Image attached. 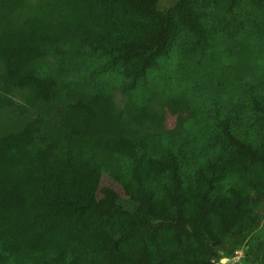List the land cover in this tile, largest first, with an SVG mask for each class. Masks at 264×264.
I'll return each instance as SVG.
<instances>
[{"label": "trees", "instance_id": "16d2710c", "mask_svg": "<svg viewBox=\"0 0 264 264\" xmlns=\"http://www.w3.org/2000/svg\"><path fill=\"white\" fill-rule=\"evenodd\" d=\"M163 1L0 0V264H264V0ZM173 54L228 111L134 95Z\"/></svg>", "mask_w": 264, "mask_h": 264}, {"label": "rangeland", "instance_id": "374dc122", "mask_svg": "<svg viewBox=\"0 0 264 264\" xmlns=\"http://www.w3.org/2000/svg\"><path fill=\"white\" fill-rule=\"evenodd\" d=\"M176 0H164L161 6L169 5ZM86 58L82 60L79 65H74L69 69V74L72 79L79 77H88L93 83L102 85L111 91L115 96L117 103L124 106L129 98L124 94L122 81L116 80L107 72L101 65V61L93 55H85ZM204 63V62H203ZM196 60L179 54H173L169 58L163 59L160 66L152 71L144 87L135 92V96L144 100L150 97V93L154 92L159 97H185L192 101L193 106L200 107L202 114L199 117H205L206 113H211V110L220 109L221 111H228L229 107L234 103L237 96L231 90L232 86L227 81L223 80V84H219V72H216V77L211 76L206 71V65ZM258 68L261 71L264 68V47L259 60H257ZM256 71L257 68L255 67ZM245 84V83H244ZM176 121L170 120L169 129L175 128ZM206 125V121H202L200 125L188 124V132H191L189 140L196 141L197 144L205 142L203 138L204 131L202 128ZM221 264H243V255L240 252L238 255L223 258Z\"/></svg>", "mask_w": 264, "mask_h": 264}, {"label": "built area", "instance_id": "2783aa9c", "mask_svg": "<svg viewBox=\"0 0 264 264\" xmlns=\"http://www.w3.org/2000/svg\"><path fill=\"white\" fill-rule=\"evenodd\" d=\"M240 252H241L242 255H243V251H237V252H236V255H238Z\"/></svg>", "mask_w": 264, "mask_h": 264}]
</instances>
